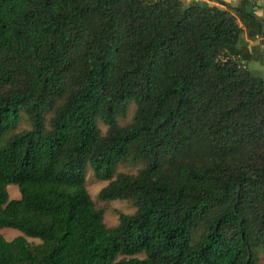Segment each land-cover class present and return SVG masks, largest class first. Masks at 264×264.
<instances>
[{
  "label": "trees",
  "instance_id": "16d2710c",
  "mask_svg": "<svg viewBox=\"0 0 264 264\" xmlns=\"http://www.w3.org/2000/svg\"><path fill=\"white\" fill-rule=\"evenodd\" d=\"M256 8L0 0V229L23 235L0 237V264H257L264 78L242 41L264 44ZM129 162L142 167L116 173ZM87 165L107 182L99 200L134 207L113 228L85 190Z\"/></svg>",
  "mask_w": 264,
  "mask_h": 264
},
{
  "label": "rangeland",
  "instance_id": "374dc122",
  "mask_svg": "<svg viewBox=\"0 0 264 264\" xmlns=\"http://www.w3.org/2000/svg\"><path fill=\"white\" fill-rule=\"evenodd\" d=\"M252 67V65H250ZM134 112V105L130 103L127 107L126 113L124 116L119 117L117 119V124L119 126H124L127 124ZM98 129L100 130V133L103 135V133L106 130V127L102 125L100 122L97 123ZM29 127L28 121L25 117H22L19 125L16 129V131H20L23 129H27ZM142 165L140 163H125L122 165H119L116 168V173H124V174H131L134 175ZM107 184L105 181H97L92 176V171L87 165L85 167L84 171V187L85 190L90 198V200L93 202L94 207L97 210L102 211V222L104 226L108 229L115 227L117 223V216L118 214H132L134 212V207L132 203L128 201H109V202H103L98 199V193L99 191ZM6 193L8 196V200H18L19 199V192L17 190V187L15 185H7L6 186ZM17 236L23 235L14 229L10 228H3L0 229V237H2L4 240L9 241ZM27 242L29 243H38L37 239L34 238H27L24 237ZM257 264H264V253L262 251L258 252V260Z\"/></svg>",
  "mask_w": 264,
  "mask_h": 264
},
{
  "label": "crops",
  "instance_id": "0c3cea01",
  "mask_svg": "<svg viewBox=\"0 0 264 264\" xmlns=\"http://www.w3.org/2000/svg\"><path fill=\"white\" fill-rule=\"evenodd\" d=\"M189 1V0H185ZM226 4H235L239 0H221ZM213 4V3H209ZM254 14L264 19V2L257 0V8ZM249 58L245 61V68L254 76L264 78V44L263 38H255L253 40H247L245 36L242 39ZM252 65V67L250 66Z\"/></svg>",
  "mask_w": 264,
  "mask_h": 264
},
{
  "label": "built area",
  "instance_id": "2783aa9c",
  "mask_svg": "<svg viewBox=\"0 0 264 264\" xmlns=\"http://www.w3.org/2000/svg\"><path fill=\"white\" fill-rule=\"evenodd\" d=\"M241 64H242V62H241Z\"/></svg>",
  "mask_w": 264,
  "mask_h": 264
}]
</instances>
